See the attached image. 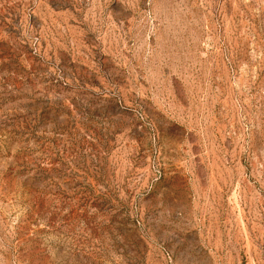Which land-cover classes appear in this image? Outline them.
I'll return each mask as SVG.
<instances>
[{
	"label": "rangeland",
	"instance_id": "374dc122",
	"mask_svg": "<svg viewBox=\"0 0 264 264\" xmlns=\"http://www.w3.org/2000/svg\"><path fill=\"white\" fill-rule=\"evenodd\" d=\"M0 264H264V0H0Z\"/></svg>",
	"mask_w": 264,
	"mask_h": 264
}]
</instances>
